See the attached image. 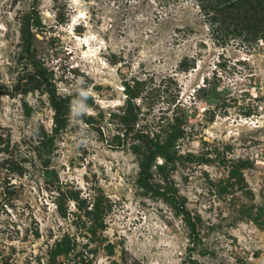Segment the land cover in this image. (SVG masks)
<instances>
[{"label":"rangeland","instance_id":"rangeland-1","mask_svg":"<svg viewBox=\"0 0 264 264\" xmlns=\"http://www.w3.org/2000/svg\"><path fill=\"white\" fill-rule=\"evenodd\" d=\"M245 35L195 0H0V264H264Z\"/></svg>","mask_w":264,"mask_h":264},{"label":"trees","instance_id":"trees-1","mask_svg":"<svg viewBox=\"0 0 264 264\" xmlns=\"http://www.w3.org/2000/svg\"><path fill=\"white\" fill-rule=\"evenodd\" d=\"M195 1H197L200 10L208 21V24L216 33L220 32L222 38H225L224 36L227 34L238 35L240 30L244 29L246 35L243 36V40L245 42L256 44L259 40H264V0ZM27 48L28 39L26 38V49ZM49 95L54 106V112H57L58 107L55 95L51 92H49ZM151 155L152 150L148 149L146 156L147 162ZM176 206L178 205L176 204ZM190 264L195 263L191 262Z\"/></svg>","mask_w":264,"mask_h":264}]
</instances>
